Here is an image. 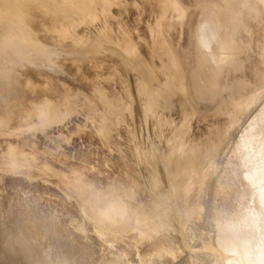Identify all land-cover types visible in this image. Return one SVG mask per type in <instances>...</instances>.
Wrapping results in <instances>:
<instances>
[{
    "label": "rangeland",
    "instance_id": "1",
    "mask_svg": "<svg viewBox=\"0 0 264 264\" xmlns=\"http://www.w3.org/2000/svg\"><path fill=\"white\" fill-rule=\"evenodd\" d=\"M141 1V10H129L127 17L116 11L117 17L128 23V44L135 28L147 39L153 33L166 39L155 65L167 87L147 85L135 73L140 117L129 75L114 55L111 81L100 78L98 84L93 70L77 81V57H64L73 78L31 67L20 78L24 94L7 112L0 100V264H93L110 254L83 208L104 217L109 237L118 238L132 258L137 249L147 253L168 245L183 259L189 249L175 222L186 228L188 240L192 229L203 228L206 237L213 229L204 210L206 179L226 135L236 131L219 105L201 113L214 95L196 94L193 57L183 53L194 41L188 19L195 1ZM196 12L194 21L202 9ZM168 18L176 25L166 27ZM245 22L253 30L244 29L242 37L252 35L255 46L264 28L251 15ZM170 38L180 52L168 45ZM257 65L245 59L243 69L254 77ZM160 166L168 182L161 180ZM236 184L242 203L259 215L260 199L247 178L239 175ZM218 203L223 214L224 206L232 208L229 197L220 195Z\"/></svg>",
    "mask_w": 264,
    "mask_h": 264
},
{
    "label": "bare ground",
    "instance_id": "2",
    "mask_svg": "<svg viewBox=\"0 0 264 264\" xmlns=\"http://www.w3.org/2000/svg\"><path fill=\"white\" fill-rule=\"evenodd\" d=\"M85 1L88 5L82 4V0H0V100L4 112L15 104L16 96L24 94L20 78L25 70L33 67L73 78L62 62L64 57H77L81 69L87 62L97 63L98 53L104 50L116 56L129 75L137 118L140 117L142 100L136 92L140 82L135 73L147 85L156 84L159 90L165 91L167 80L161 76L155 59L166 39L156 33L147 39L135 28L134 39L128 44L113 36L105 37L91 25L94 42L87 50L79 44L90 37L78 36L70 20L73 19L75 24L79 17L87 23L95 20L99 2L105 6L103 15L106 20L113 14L111 8L116 1H122L127 12L133 4L129 0ZM194 1L188 19L194 41L183 53L193 57L191 72L198 82L196 94L207 91L214 95L213 99L204 102L207 107L201 113L219 105L222 111L228 112L230 127L236 131L234 137L226 135L221 153L220 150L217 153L219 145H213L217 156L211 162L212 170L204 189L205 216L213 226L207 237L213 242L207 241L203 228L192 229L188 240L186 228L175 222L182 242L189 249L183 259L178 258L176 248L168 245L147 253L137 249L135 258H132L125 248L118 246V238L109 237L104 217L89 214L83 208L84 215L94 223L97 233L113 249L108 255H99L93 264H264V38L253 46L252 35L248 40L242 37L244 29L250 34L253 30L252 22H245L246 16L251 15L258 26L264 28V0ZM134 4L140 5L138 2ZM39 7L48 15L62 16L65 23L62 26L50 25L44 31L38 20L42 14ZM197 9H202V12L194 21ZM175 25L170 18L165 21L166 27ZM57 33L62 34V39ZM169 44L179 51L172 41ZM245 59L250 62L257 60L254 77L244 71ZM102 65L103 62L98 68L102 69ZM109 66L112 74V63ZM162 66L166 67L165 63L162 62ZM231 73L235 75L231 76ZM111 77L107 80L111 81ZM95 78L98 84L101 83L98 74ZM239 175H244L255 189L254 194L260 199L259 215L242 203L236 184ZM160 178L168 182L165 168L161 166ZM220 195L231 199L232 208L224 206L225 214L218 205ZM25 197L28 202L27 193ZM111 206L107 204L103 208L106 215H110ZM78 225L82 231H87L84 223ZM197 244H201L203 252L197 253Z\"/></svg>",
    "mask_w": 264,
    "mask_h": 264
},
{
    "label": "crops",
    "instance_id": "3",
    "mask_svg": "<svg viewBox=\"0 0 264 264\" xmlns=\"http://www.w3.org/2000/svg\"><path fill=\"white\" fill-rule=\"evenodd\" d=\"M129 1L131 4H133L132 7L130 8V10L139 11L143 8L141 0H129ZM135 2H138L140 4L139 7L135 6V4H134ZM82 4L88 5L87 1H85V0H82ZM122 4H123L122 1H116L115 2V4L111 8L113 14L109 17L108 20H106L104 18L103 9L105 8V6L101 2L98 3L95 20H91L90 22L87 23L83 17H79L77 24L73 23V19L70 20V22L72 23V26H73L72 28H73V30H76L78 36L79 35L85 36L86 38L90 37V38H88V41H83L81 46H83V47L85 46V48L88 50L93 45V42H94L93 34L94 33H93V28L91 27V25L96 27V29L100 33L105 35V37L106 36H110V37L113 36L115 39H117L119 41H124V42L129 40V38H128V32H129L128 23L126 21H122L121 18L119 19V17H117V12H116V11H118V13H120V14L122 13L123 16L127 17L128 12ZM39 9H40V11H42V14H40V16L38 17V20H39L40 27L44 31H47L49 29L50 25L55 24V26H59V25L62 26V24L65 23V20L63 19L62 16L48 15L47 13H45L43 11L42 8L39 7ZM138 30L143 35L140 28ZM57 36L60 39H62V34L57 33ZM106 60L109 64H111V62H110L111 61V55H110V52L108 50H104V51L98 53L97 63L92 64L91 62H89V63L87 62L81 67V69H79L80 68L79 67L80 60L78 59V64H77V69H76L77 70L76 72L78 75L77 81L80 80L79 76L81 73L85 72L87 74H91L92 70L94 71L95 74H98L100 76V78H103V80L106 81L107 78H109V76L111 75V69H110L109 64L106 63ZM102 62H103L102 69H100L98 67L100 66V64ZM77 83L80 85L81 81L77 82ZM103 85H104V88H108V85L106 86V83ZM86 89L90 90L91 86L90 85L87 86Z\"/></svg>",
    "mask_w": 264,
    "mask_h": 264
}]
</instances>
